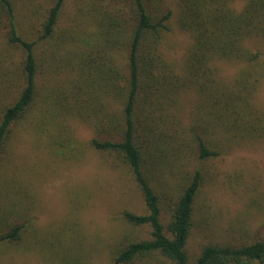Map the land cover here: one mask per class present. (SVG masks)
<instances>
[{
  "label": "trees",
  "instance_id": "16d2710c",
  "mask_svg": "<svg viewBox=\"0 0 264 264\" xmlns=\"http://www.w3.org/2000/svg\"><path fill=\"white\" fill-rule=\"evenodd\" d=\"M39 1L42 11L35 0H0V158L12 126L25 122L61 156L80 159L87 146L74 125L84 122L97 134L93 148L128 165L147 208L123 212L129 224L149 227L150 236L119 247L115 264L264 262V236L241 245L208 243L193 262L186 252L204 164L264 140L257 103L264 0H246L240 9L238 0H179L176 9L168 0H77L67 25L68 0ZM176 28L190 37L179 60L169 47ZM222 59L242 63L233 78L221 74ZM188 92L197 101L184 122L180 104ZM187 167L194 168L182 175ZM177 173L184 179L166 227L160 191ZM22 234L23 226L14 225L0 244Z\"/></svg>",
  "mask_w": 264,
  "mask_h": 264
},
{
  "label": "rangeland",
  "instance_id": "374dc122",
  "mask_svg": "<svg viewBox=\"0 0 264 264\" xmlns=\"http://www.w3.org/2000/svg\"><path fill=\"white\" fill-rule=\"evenodd\" d=\"M245 1L235 6L240 9ZM178 2L168 0L174 9ZM42 6L35 0L33 8L42 11ZM76 10L77 0H68L65 25L76 17ZM189 41L188 34L176 28L169 44L175 59L181 58ZM14 57L17 63L18 55ZM216 65L230 79L242 63L222 59ZM38 81L39 86L45 82ZM196 101L194 92L182 96L184 122L191 120ZM257 103L264 108V80ZM74 127L79 142L87 146L80 159L61 156L46 136L33 134L25 122L12 126L0 158V235L14 225L23 226V234L19 241L0 244V264H115L119 247L149 238V227L129 224L122 215L126 210L147 212L128 165L93 148L90 140L97 134L89 124L76 122ZM193 168L187 167L182 175ZM203 173L186 245L191 262L208 243L241 245L264 236V140L243 142L229 154L207 161ZM182 179L173 175L170 187L166 183L160 191L166 227Z\"/></svg>",
  "mask_w": 264,
  "mask_h": 264
}]
</instances>
